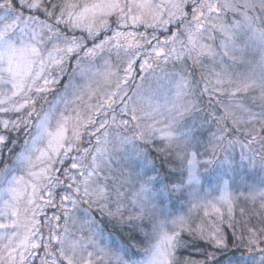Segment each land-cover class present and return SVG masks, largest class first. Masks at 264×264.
<instances>
[{
    "label": "rangeland",
    "instance_id": "1",
    "mask_svg": "<svg viewBox=\"0 0 264 264\" xmlns=\"http://www.w3.org/2000/svg\"><path fill=\"white\" fill-rule=\"evenodd\" d=\"M85 2L93 3L98 2V0L56 1L60 5L65 3L81 5ZM153 2L162 5L160 19H169V11H175L170 9L173 3L182 5L184 17L180 21L166 24L162 28H153L147 26L154 23L153 18L147 16L144 17L145 23L126 31H134L136 40L141 44L144 42L141 33L147 39H151L153 35L161 40L169 37L167 39L170 41H176L175 44L170 43L169 47H175L182 55L176 59H170L166 63L161 61L164 68L163 73L158 71L155 75L149 74L143 80L137 76L136 80L131 82L132 88L128 90V96L131 97V100L127 101V111L120 114V108L124 107L123 103L116 107L117 122L126 119L129 121L127 126L111 124L107 128L108 136L106 138L103 135L104 130H101L96 136H90L88 132L99 127L101 117L98 114L97 123L90 127L88 132H82V139L76 142L71 153V156H75L78 161V168L72 170V173L77 177L76 183H80L87 176V173L93 170V167H95V173L88 179L87 185L81 183L80 192L77 193L75 188L69 190L74 196L79 197L77 207H73L69 202H64L61 207L59 196L56 197V208L45 207L46 194L44 197L37 195L33 198L35 203L29 204L28 198L32 189L31 187L25 189V184L30 185L31 181L24 170L10 172L7 179L0 183V211H4L5 201L10 199L9 193L6 191L9 186L8 180H11L13 176L24 177V184L20 185L23 195L17 203L18 217H11L5 221L4 217L0 216V223L17 219L20 225L19 228L0 229V235L6 232L8 236L12 237L11 240L0 239V264H14L13 261L8 260L12 249H16L12 255L15 256V262L18 264L19 252L23 251L18 247L19 242L26 232V227L32 226L33 214L42 228L44 245L47 247L42 245L41 248L35 250L34 255H27L25 264H53V261L55 264H67V260H62L60 257V249L62 247L67 248L69 245L76 247L77 254L81 258L76 259L74 264H81V260L88 257V253L93 254L89 258L93 264H103L105 261L102 255L104 257L105 252L113 253L117 257L115 261H118L119 264H121V260L127 261L128 259L119 257L118 253L120 252L114 253L117 247L109 240L108 235L95 227L97 224L94 223L90 214V199H103L109 193L129 201L131 209L135 205L137 211H149L153 217L152 227L147 232L148 238L145 241V247L140 252L139 258L131 259L132 264H148L155 246L160 243L161 236L165 232L172 235L173 232L180 231L181 238L189 223L183 228L178 227L173 221H178L180 218H185L188 221H200L202 224L205 223V219L202 218H206L209 223H206L204 228L198 229L196 232L206 241L216 245L223 242L224 231L228 229L235 231L234 237L238 240L247 239L248 236L253 238L250 225L239 223L240 225L236 227L231 224L234 218L232 212L228 211L227 205L221 206L219 201L221 198H227L231 203V210L235 207L234 202L238 197L244 198L243 200L257 199L256 202L262 204L263 186H257L254 180L245 178L246 175H241V172L235 169V164L236 166L247 164L252 159L251 157H255L260 162L259 153L251 154L247 143L242 144V142V145L233 146L231 142L225 141V136H217L213 128L210 136L215 143L214 149L211 153L208 151L203 153L199 149V138L194 136V132H196L197 127H199L197 131L204 129L202 118L205 119L206 117L209 118L207 120L210 124H214L216 128L217 124L229 125L227 117L231 120L233 117L238 118L239 122L246 125L260 122L261 119L257 118L263 114H260L259 111H252L249 106L242 104L243 101L235 102L237 104L232 103V105H226L221 101V106L218 103L217 108L215 94L212 91L213 97H211L207 90H217L216 93H219L221 99L225 94L227 96H234L236 93L241 94L242 91H236L237 87L242 82H248L251 84V87L247 89L248 92H263L264 99V35H262L264 33V0H209L210 3L217 6V11L203 10L207 19L201 17L204 27L201 33L196 35L194 41L196 47L191 55L184 51V46L192 47L188 42L187 30L194 27L195 21L192 20V17L193 15H200L199 3L202 0H153ZM0 3H4V0H0ZM45 3L46 0H43L39 9H28L22 6L17 8L14 5L11 15H8L5 9L0 8V28L3 27L4 23H10L17 16L22 17L23 23L18 22L12 30L13 33L19 36L23 30L26 40L33 34L36 35L37 41H39L37 46L43 57H47L49 52H53L55 45L63 46L62 41L55 38L50 39V33L46 32L47 29L41 27L43 23L54 25V21L50 23L52 21L49 19L50 15L48 16L47 12H44ZM164 5L169 7H164ZM59 14L57 13L55 18ZM176 15L179 17L180 13L177 12ZM6 17L7 19H5ZM32 17L35 18V22L30 19ZM64 18L67 20V15ZM58 27L62 36H66L59 25ZM115 27L114 23L110 24L108 29L110 32L107 31L109 37L112 36ZM165 28L166 31L171 29V34L164 35L163 30L160 33V29ZM149 33L151 36L148 35ZM102 36H99L95 43H99ZM103 39H105L104 36ZM207 48H211V53L203 52ZM53 54L55 55L54 52ZM127 59L129 56L123 49L117 50L111 46L106 47L103 51L97 50L95 57H86L81 51L78 56L73 55L68 58L64 72L61 73L58 69L53 72L56 83L49 86V91L38 95L29 93L35 101L34 109L32 105H27L21 112L0 113V120H16L19 116L26 115L28 111L33 112L32 116L28 118L31 123L27 130L22 125L19 132L15 130L7 132L10 133L9 146L2 150L4 162L0 163V170H3L5 165L10 169L15 167L16 154L25 147V140L31 143L32 135H35L36 132V125L45 113L51 111L55 115V119L50 121L53 130L61 115L75 119L79 114L86 120L90 114L89 109L94 110L98 106V102H102L108 93L116 91L117 77L112 76L105 79L106 71L109 67L113 71L117 69L118 65L123 67ZM136 68H139V64L136 65ZM39 70V62H37L33 65V72H39ZM120 75L123 73L120 72ZM180 77L186 81L183 91L176 84ZM218 80L221 82L218 83ZM137 84L140 85L139 89L136 88ZM11 91V84H0V99H4V93L11 96ZM202 94H208L210 104L216 107L208 108L206 101L203 102L202 106H196L194 103L198 102L195 99L201 97ZM12 101L22 103L23 99L21 96H14ZM10 106H12L11 102L0 104V107ZM133 108L142 109V111L135 113L138 117L137 120L132 119ZM191 108L197 111L201 110L202 118L196 120L197 116L190 114ZM110 116L111 114H109V119ZM149 126L151 129H159L160 131H155L151 136H148ZM167 131H172L175 137L171 143L161 139L162 133ZM4 132L5 130L0 126V133ZM27 133H31V135ZM141 134H143V138H141ZM97 138L101 140L99 145ZM143 143L154 145L162 151L173 149L172 156L178 164L175 170H178L179 182L170 183V186L162 181L158 183L159 179L155 176L156 172L149 173L151 163L142 155ZM37 146L43 148L45 143L38 142ZM97 147L102 151L97 152ZM85 148L90 149V154L84 153ZM208 153L210 154L208 155ZM36 155L39 153L37 152ZM93 156L97 158L95 166H93ZM253 162L256 163L255 160ZM71 163L72 160L69 158L64 164L58 163L56 167L70 168ZM117 166L122 167L125 174H128L126 177L122 176L123 182L128 183L127 187H119L113 183L114 178L108 171ZM190 171L194 172L195 180L190 179ZM52 175L67 180V177L60 172L53 171ZM68 182L71 183V181ZM64 187L66 185L61 187L60 195L65 194ZM85 187L88 188L89 195L84 194ZM142 188L147 190L142 191ZM168 189L174 194L182 195L179 199L180 205L174 206L173 209H170L167 204ZM213 204L220 209L219 212L213 210ZM38 206L39 210L33 212L32 210H36ZM25 209H29V211L25 212ZM56 216L61 217V219L59 221L53 220L56 227L51 231V235L62 237L63 244L56 240L51 242L48 240L50 229L47 226L46 218ZM202 224L198 222L199 228L202 227ZM216 227L219 228L218 234L215 233ZM13 233L16 235L14 236ZM213 235H215V239L211 238ZM251 238L245 241L241 248L245 249L246 255L253 257L250 264H257L262 259L259 256L262 249L261 247L255 248V242H251ZM163 247L166 248L167 245L165 244ZM233 247H238V245H233ZM176 253V248H173L169 263L174 262ZM201 260L193 259L186 264H203L204 261ZM230 264H234V261H231Z\"/></svg>",
    "mask_w": 264,
    "mask_h": 264
},
{
    "label": "snow or ice",
    "instance_id": "2",
    "mask_svg": "<svg viewBox=\"0 0 264 264\" xmlns=\"http://www.w3.org/2000/svg\"><path fill=\"white\" fill-rule=\"evenodd\" d=\"M19 3L23 7L28 9H39L43 0H4V3H0V8L5 9L8 15H11L12 9L16 3ZM231 6V5H226ZM164 7H169L164 5ZM53 10H59V16L56 17V24L67 23L72 28H79L87 31L86 37H71L62 36L60 30L51 24L43 23L41 27L47 29L50 33V39L55 38L56 40L62 41L63 46L57 44L53 48V52H49L47 57L41 55V50L38 48L36 35H32L29 39H25L24 31L22 30L20 35L17 36L13 33V29L17 26L18 22L23 23L22 17H15L10 23H4L3 27L0 28V84H11L12 91L11 96L4 93V99H0V104H9L10 107H0V113L8 112H21L27 105H32L34 109L33 96L29 93L41 94L49 91V86L56 83V78L53 76V72L57 69L62 73L65 71V64L69 57L76 55L78 56L81 51L84 52L86 57H95L97 50L103 51L106 47H113L117 50L123 49L124 52L129 56L126 64L121 67L117 66L115 71L109 69L104 74L105 79H109L112 76H116L118 82L116 83V91L108 93L107 97L102 102H98V106L92 110L89 109V115L87 119H83L79 114L75 119L61 115V118L57 120L55 129H51L50 121L55 119L53 112H47L39 120L36 125L35 135H32L31 143L28 140L24 141L25 147L20 153L16 154L15 167L8 168L5 165L3 170H0V183H3L10 172L15 170H24L27 173L31 184H25V189L31 187L32 191L28 198V203L33 204V199L37 195L44 197L47 195V199L44 200L45 207L56 208V197L59 196L60 206L62 207L64 202H69L73 207H77L78 196H74L70 189L75 188L76 192H80L81 183L87 185L88 179H90L95 173V167L92 171L87 173V176L80 182L76 183L77 177L72 173V170L78 168V161L75 156H71L73 147L77 141L82 139V132H88V129L97 123V115H100L99 127L95 128L94 131L88 132L90 136H96L101 130H104V137L108 136L107 128L111 124H117V126H127L128 120H121L117 122L116 107L121 103L124 104L123 108H120V114H124L128 109V100L131 97L128 96V90L132 88V83L136 80L137 76H140L141 80L145 76L151 74L155 75L158 71L163 73L164 68L161 65V61L167 62L170 59H176L182 53H179L175 47H169L170 43L175 44L176 41L169 39H158L155 35L151 39L144 37L143 44L136 40L134 31H126L127 29H134L137 25L145 23L144 17L151 16L154 20L152 25H147L153 28H162L166 24H172L180 21L184 17V12L181 4L173 3L170 9L175 11H169V19H160V13L162 5L154 3L153 0H98L93 3H82L64 5L53 4ZM200 15H193L192 20L195 21L194 27H190L188 31V42L192 45L191 48L184 46V51L191 55V52L195 49L194 43L196 35L201 33L203 29V16L207 19L204 9L208 12H216L217 6L210 3L209 0H202L199 3ZM179 12L180 16L177 17L176 13ZM53 15V13H49ZM67 15L68 19L65 21L64 17ZM109 17H115L112 23L115 24L112 36L107 37L95 43L98 39V33L101 29L108 30L110 27ZM7 19V17L5 18ZM35 22V18H30ZM191 23V22H189ZM222 27V26H221ZM170 31V29H169ZM264 35V33H262ZM93 41L91 48H85V41ZM123 41V43H121ZM155 41V43H153ZM203 52L211 53V48L204 49ZM142 57V59H140ZM39 62V72H33V65ZM139 64V68L136 65ZM51 69V71H49ZM120 72L123 75H120ZM83 75V73H81ZM166 74V73H165ZM42 81V83H40ZM220 83L221 81H217ZM177 87L183 91L186 85V81L183 77L176 82ZM251 84L248 82H242L236 89L239 91H246ZM136 88L139 89L140 85L137 84ZM135 94V93H134ZM21 96L23 99L22 103L12 101V97ZM132 119L137 120V111L142 109L133 108ZM33 114L32 111H28L26 115L19 116L16 120H0V126L5 130L4 133H0V163L4 162L3 148L7 147L8 135L7 132L15 130L19 132L21 126L27 130L31 123L28 119ZM109 114H111L109 119ZM148 115V113H145ZM257 119H264V115ZM148 136H151L153 132L160 131L159 129H151L149 126ZM70 133V135H69ZM31 135V133H27ZM143 138V134H141ZM161 139L173 142L175 137L172 131L163 132ZM38 142H44L45 147H38ZM253 138L250 143H254ZM15 143V142H14ZM101 143L100 138H97V144ZM84 153L90 154V149L85 148ZM97 152L102 150L97 147ZM39 155H36V153ZM72 160L70 168H57L56 165L64 164L66 161ZM96 156H93V166L96 165ZM191 163V162H190ZM60 172L63 176L67 177V180L61 179L60 176H53L52 173ZM191 180H195L194 172H189ZM68 181H71L69 183ZM42 182V183H41ZM24 184V177L13 176L11 180H8V188L6 191L9 193L10 199L5 201L4 211H0V216H3L5 221H8L11 217H18L19 210L17 203L20 201L23 195L20 185ZM64 195H60V189L62 186ZM147 189L142 188V191ZM84 194L89 195L88 188H84ZM264 196V193H261ZM221 206L227 205L228 211L231 212V203L227 198H221L219 201ZM215 212H219L220 209L212 205ZM39 210V206L33 212ZM29 209H25V212ZM32 226L26 227V232L23 238L20 239L19 248L23 251L19 252L18 264H25L27 255H34L35 250L41 248L44 245L42 228L38 221H36L35 215L32 216ZM47 226L50 229V235L48 237L49 242L56 240L58 243L63 244L64 240L62 237L51 235V231L55 229L56 225L53 220L59 221L61 217L56 216L53 218H46ZM175 225L180 228L187 226L189 221L185 218H180L178 221H173ZM19 222L17 219H12L11 222L0 223V229L8 230L12 228H19ZM215 233H219V228H215ZM15 236L16 233H13ZM12 237L8 236L7 233L0 235V239L11 240ZM215 239V235L211 237ZM219 242V241H217ZM167 245L166 248L163 245ZM183 241L180 238V231L173 232L172 235H168L166 232L161 236V241L155 246V250L152 253V258L148 261V264H169V257L172 255V249L182 246ZM47 247V245H44ZM7 247V246H6ZM12 252H16V249H12ZM9 253L8 260L15 262V256ZM51 255V253H48ZM92 253H88L87 258L81 260V264H93L89 259L92 257ZM60 257L62 260H67V264H74L76 259H81L77 254V249L73 245H69L67 248L62 247L60 249ZM55 264V261H53ZM121 264H132L131 258L127 261L121 260Z\"/></svg>",
    "mask_w": 264,
    "mask_h": 264
},
{
    "label": "trees",
    "instance_id": "3",
    "mask_svg": "<svg viewBox=\"0 0 264 264\" xmlns=\"http://www.w3.org/2000/svg\"><path fill=\"white\" fill-rule=\"evenodd\" d=\"M56 1L57 0H46V3L43 6L44 12H47L48 16L49 13H53V15L49 16V19L52 20L50 23L54 21L53 26L56 28H59V25L61 31L65 33L66 37L68 38L73 36L86 37V30L72 28L67 23L56 24L55 16L57 15V13H59V10H53L52 8L53 4H57ZM15 6L19 8L22 5L17 2ZM65 21L67 20L65 19ZM112 21H114V17H111L109 19L110 24H112ZM107 31L110 32L109 30H100V32L98 33V38L102 35L104 36V38L109 37V33ZM161 31L164 35H169L172 32L171 29L170 31L169 29L166 31V28L160 29V33ZM46 32L48 33V31ZM148 35L151 36L150 33ZM84 43L85 48L93 45V41L91 40H86ZM212 91L215 94L214 97L216 98L217 108L218 103L219 106H221V101L226 105H232V103L243 101L242 104L249 106L252 111H259L260 114L264 115L263 92L255 93L254 91H252L251 93H249V90H246L242 91L241 94L236 93L234 94V96H227V94H225L220 99L219 93H216L217 90H207L211 97H213ZM199 97L195 99V101L198 102L194 103L196 104V106L200 107L203 105V102L206 101V106H208V108H212L213 105L210 104V97L208 96V94H202L201 97ZM213 107L216 106L214 105ZM190 114L192 116H197L196 120L198 118H202L203 115L201 110L197 111L194 108L190 109ZM227 118L229 121V125L221 126L217 124V128L214 124H210V122L207 120L209 118H202V122H204L202 127H204V129L202 131H197L199 129V127H197V130H195L196 132H194V136L196 135L199 138L198 142H200V151H202L203 153L204 151H208L210 153L213 151V145L215 143L210 136L212 128L215 129L217 136H225V141L231 142L233 146L247 143L249 149L251 150V154L256 152L259 153L260 162L255 157H251L253 160L251 159L249 162H247V164H242L240 166H236L235 164V169L238 172H241V175H246L245 178H251L252 180H254L257 186H263L264 188V120L261 119L259 120L260 122H254L253 125H246L242 122H239L238 118L236 119L235 117H233L232 120L231 118L229 119V117ZM9 134L10 133H7L8 141L10 139ZM253 138L255 139V142L250 143ZM142 145H144L141 148L142 155L151 163L149 173L156 172L155 176L159 179L158 183L159 181H162L163 183L170 186L174 182H179L180 179L178 178V170H175V168L178 167V164L175 162V159L172 156V153L174 152L173 149H171L170 151H162L156 148L154 145H149L147 143H143ZM8 146L9 144L7 143V147ZM210 153H208V155ZM254 160L256 161V163L253 162ZM113 167L112 169L109 168L111 171H108L109 173H111L112 178H114L113 183L117 184L119 187H127L128 183L123 182L122 176L126 177L128 176V174H125V170L120 166H117L115 169ZM167 195V204L170 209H173V207H176L178 204L180 205L179 199L182 197V195L174 194L173 191L169 189L167 191ZM243 199L244 198L242 197H238L234 202L235 207L231 210L232 217L234 218L231 224L236 227L240 225L239 223H242L244 225L246 224L248 226L250 225V227L252 228L251 232L253 234V238L248 236L247 239L238 240L234 237L235 231L228 229L224 231L225 238L223 242L220 245H216L212 242L206 241L199 233H197L198 229L204 228V226H206V223H209L208 220L206 218H202L203 220L205 219L204 224H202L200 221L191 220L189 221V226H187V228L181 235V239L183 241L182 247L176 248L177 253L175 255L174 262H170L169 264H186L193 259H202L201 261H204L203 264H230L231 261H234V264H250L251 258L253 257L246 255L244 252L245 249H243V247L241 248L242 245L244 246V242L248 241V239L250 240V238L252 239L251 242H255V248L261 247L262 250L259 252V256L262 258L260 260L264 262V197L262 199L263 205L260 202H256L257 199ZM90 200V214L93 218L94 223L97 224V226L95 227L109 236V240L113 243V245L117 247V250L115 249L116 252L114 253L116 254L120 252L121 254L118 253L119 257H122L124 259L139 258L140 252L145 247V241L148 238L147 232H149L152 227L151 221L153 217L149 214V211H137V207L135 205L132 206L131 209V207H129V201H125L120 197L117 198L112 193H109V195H106L103 199ZM198 222L202 224L201 228H199ZM233 245H238V247H233ZM112 255L113 253L111 254L105 252L104 257L102 255V258L105 261L103 264H119L118 261H115V258L117 259V257H115V255ZM261 261H259L257 264H262Z\"/></svg>",
    "mask_w": 264,
    "mask_h": 264
}]
</instances>
